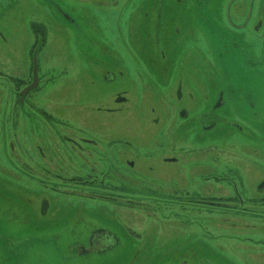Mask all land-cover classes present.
<instances>
[{
	"label": "rangeland",
	"instance_id": "1",
	"mask_svg": "<svg viewBox=\"0 0 264 264\" xmlns=\"http://www.w3.org/2000/svg\"><path fill=\"white\" fill-rule=\"evenodd\" d=\"M131 1L137 4L141 0ZM158 1L155 23L160 16L166 23L172 20L175 21L173 25L183 26L179 22H189L185 20L192 14L193 20L201 24L197 33L203 45L207 44L204 40L222 38L225 34L226 12L223 7L224 2L230 0H185L183 4L176 0L172 13L168 9L169 0ZM128 2L0 0V264L5 261L17 264L18 255L16 257L15 254L20 246L22 251L23 244H27L24 240L38 239L34 237L36 227L38 230L41 227V237L45 235L40 238V244L32 246L44 247L47 236L74 231L79 238L87 226L113 231L123 244L120 249L99 258L82 259L85 264H264V218L209 217L206 213L207 216L199 215L194 208L192 216L184 206L185 202L189 203L185 194L191 190L190 185L195 187L197 182L194 177L192 183H179L183 202L179 218L162 215L149 218L140 210L147 209L144 203L138 202L140 200L134 201L131 208H126L128 203H124L119 204L123 208L111 209L108 203L83 198L79 193L81 190L66 185L72 183L68 181L73 177L86 176L91 169L102 170L104 162H109L108 157L112 154L109 152L115 150L110 151V146H120L125 140L142 147L139 150L142 165L131 169L133 171L127 175L139 183L151 171L163 177L170 171L172 176L178 173L173 166L170 169L160 165L163 158L170 156L163 153V147L170 146L172 136L177 138L178 147L185 148L175 155L181 165H188L182 166L181 170L193 165L189 164L194 161L193 149L209 142L218 146H241L236 142L240 137L242 143L264 151V136L261 141L247 128L245 130L249 133L235 134V137L227 132L194 138L200 133L194 123L175 125L176 117L170 113L172 104H168L175 100V95L170 94L169 85L156 73L151 75L156 85L150 88L147 96L154 100H146L145 105L162 111L160 114H167L162 125L157 127L153 124L152 119L157 115L144 114L139 105L140 98L144 99L141 89H133L129 104H123L120 112L106 111L121 106L115 104L114 95L117 91L131 88L128 80L132 70L107 83L103 79V64L113 63L127 72L126 68L141 59L130 53V48L134 47L130 26L137 24V17L141 18L140 10H144L146 5L139 8L132 20L131 8L136 5ZM261 17L264 18V13ZM209 27L215 29L210 32ZM42 31H45L46 39L36 57L39 84L21 104L18 95L17 99L13 98L14 90L22 91L25 84L32 82L30 50L35 34ZM190 57L193 53L182 59L188 61ZM175 59L172 72L179 57ZM208 65L214 72L213 65ZM208 65L203 64L204 69L201 63L193 64V67H199L198 73L206 74L209 79ZM217 76H212L211 80L215 81ZM173 78L174 75L170 80ZM17 81L21 85L17 86ZM162 92H166L164 97ZM185 93H191L196 99L201 96L200 89L193 86ZM159 97L166 103L159 101ZM195 102L193 98L187 100L191 112ZM137 136L145 138L143 145ZM93 140L105 152L98 167L93 165L92 156L83 154L93 146ZM259 162L264 166V157ZM183 175L186 180L192 178L189 170L183 169ZM44 201L49 203V210L42 216L40 210ZM79 211L92 212L93 216L85 214L89 221L86 218L78 221L80 214L76 213ZM37 213L40 215L36 217ZM43 220L46 223L37 222ZM125 227H130L134 234L129 232L125 235L122 231ZM72 240L70 235L69 242ZM63 241L61 238L60 246ZM55 258L57 256L52 258L54 264H65L56 262ZM67 264H78V261L71 260Z\"/></svg>",
	"mask_w": 264,
	"mask_h": 264
},
{
	"label": "flooded vegetation",
	"instance_id": "2",
	"mask_svg": "<svg viewBox=\"0 0 264 264\" xmlns=\"http://www.w3.org/2000/svg\"><path fill=\"white\" fill-rule=\"evenodd\" d=\"M158 2V0H141L137 4L131 0L128 2L136 5L131 8L132 20L134 14L139 12V8L146 5L144 10H140L141 18L137 17V24L130 26L131 35L134 37V47L130 48V53L141 59L139 62L135 61V65L126 68L127 72L122 71L123 67L115 66L113 63L103 64V79L107 83L115 81L117 75L123 77L129 70H132L128 80L131 88L117 91L114 95L115 104L121 106L106 111L115 114L120 112L123 104H129L133 89H141L140 92L141 95L144 94V99L140 98L139 105L142 106L144 114L146 116L157 115L154 116L152 122L157 127L162 125L163 117L167 114H160L162 111L145 105L146 100L148 102L154 100L147 96L150 88L156 85V81L151 78V75L156 73L161 81L163 79L165 84L169 85L170 94L175 95V100L168 103L170 106L172 104L170 113H174L176 117L175 125L182 122L194 123L200 132L194 135V138H198V135L207 138L227 132L235 137V134L243 135L250 131L263 141L264 18L261 15L264 13V2L261 0H247L243 3H240L239 0L224 2L223 10L226 12V22L223 24V31L225 34L222 38L204 40L207 42L206 45L200 42L197 31L201 24L195 21L196 19L193 20L192 14L190 19L185 20L189 22H179L183 26L173 25L175 21L172 20L170 23H166L165 19H161L160 16L155 23ZM168 2L169 12L172 13L174 9L172 6L176 4V0ZM178 2L183 4L185 0H178ZM64 20L73 21L70 18H64ZM207 26L211 25L207 24ZM214 29L209 27L210 32ZM196 33L198 36H195ZM35 35L36 38L30 50L33 60L32 78L34 58L41 51L46 39L45 31ZM103 50L99 51L103 52ZM190 53H193V57H190L188 61L182 59ZM132 55L131 57H133ZM177 57H179V61L182 60L180 63L178 61L175 71L172 72ZM199 63L202 66L203 64L213 65L214 72L213 68L208 65L207 73H211L209 79L206 74L198 73L199 67H193V64ZM216 74L220 78L217 76L215 81H212V76ZM172 75L174 78L170 80ZM31 83L25 84L24 89ZM19 85L21 82L17 81V86ZM192 86L198 87L201 91V96L197 99L191 93H185V90ZM20 92L15 89L13 98L17 99L18 95L19 103L22 104ZM165 93H161L162 97ZM188 98L197 101L193 105V112L188 107ZM157 99L165 102L161 97ZM246 121L250 124H247ZM246 128L249 131H246ZM163 132L165 131L163 130ZM137 138L142 145L145 143V138L140 136ZM239 138L236 139V142L242 144L241 146H218L209 142L208 145L196 147L193 149L194 161L189 163L193 165L181 170V167L187 164L181 165L182 163L175 155L181 153L185 148L178 147L176 145L177 138L172 136L169 140L170 146L163 147L165 149L163 153H169L170 156L163 158L160 165L167 168L173 166V170L178 173L172 176L173 172L170 173V171L163 177L162 175L158 176L157 172L151 171V176L146 174L142 183L131 177L127 178L128 173L133 171L131 169L142 165L139 151L142 147H136L128 140L121 141L126 146H123V143L120 146L111 145L110 151L115 150L109 152L112 153L108 157L109 162H104L105 166L103 165L102 170L98 172L91 169L86 176L73 177L68 181L72 183L66 185L81 190L79 193L83 198H92L95 201L108 203L111 209L123 208L120 205H124V203H128L126 208H131L134 201L140 200L138 202L144 203V208H147L140 210L149 218L156 215L179 218L182 216L183 208L182 186L179 183L182 181L192 183L194 177L197 182L195 187L190 185L191 190L185 194L189 197V203L185 202L184 206L188 208L187 212L192 216L194 208L199 215L206 213L209 217L264 218V166L259 162V159L264 157L262 154L264 151L261 148L242 143ZM92 142L93 146L83 151L86 152L83 154L92 156L93 165L97 166L102 162L105 152L96 140ZM108 165L109 167H107ZM122 167L126 169H122ZM183 169L190 171L191 179H185ZM247 186H250L251 189L247 190ZM48 210L49 203L44 201L40 214L44 216ZM91 213L77 212L76 214H80L78 221L83 218L89 221V216H93ZM40 214L37 213L36 217ZM37 222L46 223L44 220ZM40 229L41 227L39 230L36 227L34 231V237L39 240L32 237L25 239L27 244H23V250L21 251V246L18 249L15 254L16 257L18 255L17 264H54L52 260L54 256H57L56 262L62 261L67 264L74 260L78 261V264H85L82 259L92 256L99 258L120 249L123 244L113 231L100 226H87L80 233L79 238L75 236L74 231L53 234L52 238L47 236L46 246L37 245L34 247L32 245L40 244V238L45 235L43 234L41 237ZM122 231L125 235H129L127 234L129 232L134 234L130 227H125ZM70 235L73 240L69 242ZM61 238H64V241L60 246ZM37 240L38 242H36ZM129 241H132V238ZM4 264H9V261H5ZM181 264L187 263L181 262Z\"/></svg>",
	"mask_w": 264,
	"mask_h": 264
},
{
	"label": "water",
	"instance_id": "3",
	"mask_svg": "<svg viewBox=\"0 0 264 264\" xmlns=\"http://www.w3.org/2000/svg\"><path fill=\"white\" fill-rule=\"evenodd\" d=\"M39 84V78H38V61L37 58H34V65H33V82L31 83V85L27 86L25 89H23L20 93L21 95V101L23 103V100L25 98V96L35 90L38 87Z\"/></svg>",
	"mask_w": 264,
	"mask_h": 264
},
{
	"label": "trees",
	"instance_id": "4",
	"mask_svg": "<svg viewBox=\"0 0 264 264\" xmlns=\"http://www.w3.org/2000/svg\"><path fill=\"white\" fill-rule=\"evenodd\" d=\"M33 27H34V31H36V32H37V31H38L37 27H36V26H33Z\"/></svg>",
	"mask_w": 264,
	"mask_h": 264
}]
</instances>
